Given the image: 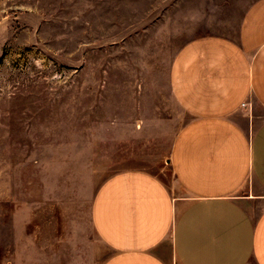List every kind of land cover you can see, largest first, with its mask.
I'll use <instances>...</instances> for the list:
<instances>
[{"label":"rangeland","instance_id":"1","mask_svg":"<svg viewBox=\"0 0 264 264\" xmlns=\"http://www.w3.org/2000/svg\"><path fill=\"white\" fill-rule=\"evenodd\" d=\"M254 1L0 0V264L102 263L95 192L127 169L171 180L183 49L236 39Z\"/></svg>","mask_w":264,"mask_h":264},{"label":"crops","instance_id":"2","mask_svg":"<svg viewBox=\"0 0 264 264\" xmlns=\"http://www.w3.org/2000/svg\"><path fill=\"white\" fill-rule=\"evenodd\" d=\"M182 54L174 88L193 118L172 178L127 169L103 180L91 206L109 250L101 264H264V0L236 39L206 36Z\"/></svg>","mask_w":264,"mask_h":264}]
</instances>
